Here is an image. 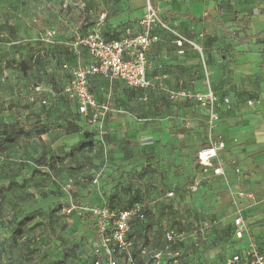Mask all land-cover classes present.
<instances>
[{
	"label": "rangeland",
	"instance_id": "rangeland-1",
	"mask_svg": "<svg viewBox=\"0 0 264 264\" xmlns=\"http://www.w3.org/2000/svg\"><path fill=\"white\" fill-rule=\"evenodd\" d=\"M208 1L149 3L158 20L170 11L179 21L178 16L198 13L196 5L204 7ZM212 1L221 4L226 0ZM144 14L145 6L143 11H130L128 0H0V127L10 126L11 135L21 132L12 143L0 135V218H5L1 229L9 240L17 220L32 218L24 226L23 236L16 239L18 252L11 254L9 264L80 263L83 254L77 257L76 253L85 244L84 235H91L93 244L97 241L90 224L82 220L86 214L81 208L104 203L114 193L121 206L132 202L141 205L145 212L143 229L138 231L139 247L150 241L152 249L168 248L178 253L168 264L223 263L233 228L230 221L221 217L224 200L218 191L219 179L201 175L198 180L205 195L196 199L190 191L195 178L193 170L198 172L192 162L193 153L167 163L155 160L150 153L147 161L140 164L129 159L131 149L138 148V144L121 140L117 143L114 127L107 130L99 126L101 121L114 119L123 126L153 125L157 130L163 121L178 119L180 105L156 93L128 88L119 81L93 78L90 81L93 80L94 97L101 104L107 103L108 111L88 125L76 114L63 90L66 76L61 64L82 65L85 59L82 51L79 55L70 51L75 36L98 34L115 38L137 33ZM152 28L165 32L157 22ZM48 31L53 34L46 38ZM193 48L201 60L204 48ZM183 108L191 109L188 105ZM73 122L82 132L92 133L93 138L84 137L82 132L67 134L66 127ZM127 130L124 128L125 134ZM203 140L206 141L205 134L189 133L186 148ZM87 143L90 146L82 148ZM41 156L48 159L46 166H40ZM169 166L171 170L166 171ZM181 167L189 174L181 180L179 189L175 178ZM95 178L97 184L93 183ZM169 192L174 194L167 198ZM70 205L77 207V216L66 212ZM168 228L176 234L170 245L164 238ZM132 262L137 264L139 258L133 256Z\"/></svg>",
	"mask_w": 264,
	"mask_h": 264
},
{
	"label": "crops",
	"instance_id": "crops-1",
	"mask_svg": "<svg viewBox=\"0 0 264 264\" xmlns=\"http://www.w3.org/2000/svg\"><path fill=\"white\" fill-rule=\"evenodd\" d=\"M146 4L147 0H128L129 10L133 12L143 11ZM195 10L199 12L178 16L179 21L170 11L163 13L160 21L166 27L165 32L153 30L159 36V41L152 44L146 53L149 65L147 75L153 86L143 91L156 93L168 102L179 104L178 119L163 121L157 130L153 125L123 126L114 119L112 122L101 121L99 126L107 130L114 127L118 132L116 141L139 146L151 144L149 148L141 149L138 146L131 149L129 159L137 163L146 162V155L150 153H153L155 160H163V163L173 161V158L180 160L191 153L195 160L197 152L207 144L205 112L195 103L171 101L167 97L169 91L178 89L205 91L204 62L212 91L219 100L229 101L219 109L220 125L216 131L225 144L224 150L219 153L224 176L214 177L211 171L205 175L197 167V173L193 170L195 178L192 183L197 184V191L191 192V196L201 199L205 195V189L198 180L201 175L221 182V189L218 190L224 200L221 217L230 221L233 228V236L226 245L224 264L231 255L246 249L250 242L264 253V0H226L221 4L209 0L204 7L196 5ZM176 35L204 48L202 62L189 43L183 42L181 47L177 46ZM87 62L85 56L83 64ZM92 81L89 83L91 89ZM248 101H252L253 105H247ZM187 105L191 109L183 108ZM124 128L129 130L128 134H125ZM187 128L189 130L184 131ZM189 133L205 134L206 141H199V148L197 145L186 148ZM169 169L170 166L166 171ZM235 169L239 172L235 173ZM188 174L186 168L178 169L175 178L177 188H182L181 180ZM239 192L252 194V198L238 197L236 194ZM173 194L169 192L166 196L170 198ZM236 207L241 210L248 228L241 240L234 236ZM0 221L5 222V218H0ZM146 237L149 238V232ZM146 243L147 249L155 250L150 247L153 243ZM7 255L0 253V264H9Z\"/></svg>",
	"mask_w": 264,
	"mask_h": 264
},
{
	"label": "built area",
	"instance_id": "built-area-1",
	"mask_svg": "<svg viewBox=\"0 0 264 264\" xmlns=\"http://www.w3.org/2000/svg\"><path fill=\"white\" fill-rule=\"evenodd\" d=\"M147 0L145 14L140 21L141 31L135 34H128L119 39L107 40L98 34L77 35L71 41L69 48L74 54L79 55L84 50L88 57L87 64H76L70 66L62 65V69L69 75V79L64 86V92L70 100L76 103V109L81 117H84L88 125H93L108 111L106 103H99L90 92L89 83L94 77H99L108 81H121L128 88L134 90H147L152 88V82L148 78V62L146 53L148 48L159 41V36L153 32L152 25L156 22L166 28L160 20L156 18V12ZM53 33L47 32L46 38ZM177 46L181 47L183 42L189 43L192 47L201 51L194 42H189L176 35ZM203 59V57H202ZM205 76V91H195L190 89H178L168 92V99L171 101L184 100L195 103L205 112L207 125V144L196 154V164L202 174L212 172L214 177H223L224 171L219 162V153L225 148L224 142L216 135L219 128L220 113L222 104H228L227 99L219 100L210 87L208 73L202 63ZM37 88L36 90H38ZM247 105H253L248 101ZM239 170L235 169V173ZM98 178L93 180L97 184ZM192 193L197 191V184L190 186ZM231 193V192H230ZM232 194V193H231ZM238 197L252 198V194L239 192ZM77 207L70 205L66 212L69 214ZM89 213L95 222V233L97 241L92 245L95 254L103 256L101 260L94 264H117V255L126 254L127 261L131 263L130 249L131 243L127 240L130 231V223L133 220H143L145 212L142 206L137 204L126 211L110 210L104 205L81 208ZM234 236L241 240L246 230L241 210L236 207L234 211ZM176 237L172 229L164 233L167 244H172ZM142 254H145L143 251ZM178 253L171 252L168 248L151 253L150 259L142 264H163L164 258H176ZM132 264V263H131ZM224 264H264V253L250 242L248 247L239 253L231 255Z\"/></svg>",
	"mask_w": 264,
	"mask_h": 264
},
{
	"label": "trees",
	"instance_id": "trees-1",
	"mask_svg": "<svg viewBox=\"0 0 264 264\" xmlns=\"http://www.w3.org/2000/svg\"><path fill=\"white\" fill-rule=\"evenodd\" d=\"M133 34H135V33H133ZM121 37H123V36L115 37V38H106V37H103V38H105L107 40H111V39H119ZM82 52L87 57L86 52L84 50H82ZM63 64H67V63H62L61 64V68H62ZM67 65H69V64H67ZM72 66H74V65H72ZM62 72L66 76V77H64V79L62 81L63 85L65 86V84L67 83V80L69 79V75L63 69H62ZM95 78L101 79L99 77H94V79ZM63 85H62V87H63ZM89 90L93 94L92 89L90 88ZM93 96H94V94H93ZM69 101L74 106L76 114L78 116H80L78 114V112H77V109H76V103L73 100H70V99H69ZM82 118L86 122L85 118L84 117H82ZM10 128L11 127L8 126L7 124H3L0 127V135H2L4 137V141L7 142V143H12L16 137L21 135L20 131H17L15 133L12 132V135H11ZM66 132H67V134H76V133H81L82 131H81V127L77 124V122H73V124H68L67 125ZM82 135L84 137H87V138H93V134L92 133L82 132ZM88 146H90L89 143H87L86 145L82 146V148H85V147H88ZM39 160H40V163H39L40 166H46L47 163H48V159L46 158V156L45 157L41 156L39 158ZM49 161H51V159ZM193 162H197L196 158H195V160H193ZM5 188L9 189L8 186L5 187ZM6 189H3V191H6ZM98 205H104V206L108 207L110 210H114V211L115 210L116 211H126V210L131 209L134 206L132 204V202H129L127 206H121L120 198H119V196L116 193L108 196V198L106 199V202L100 203ZM84 213L86 214V217L85 218L83 217L82 220L87 221L85 223L86 225L90 224V226L92 227V234L94 232V236H96V233H95V222H94L93 218L91 217V215L89 213H87V212H84ZM69 214H70V216H73V215L77 216L75 210L72 211ZM2 218H4V217H2ZM79 219H80V217H79ZM7 220L9 221V218ZM31 220H32V218L28 217V216H24L21 219L17 220L16 225L14 226V229L11 232L9 240H8V238H6V235H5V232L3 231V229H1L3 227V225H5V224H4V222L0 221V253H8V255H7L8 256V260H10L11 254L15 250H17V252H18V248L15 247L16 239L23 236V234H24V231H23L24 226L27 223H29ZM84 221H82L81 224H84ZM143 221H144V219L141 220V221L140 220H133L130 223V231L127 234V240L131 243V249H130L129 254H130V259H131V263L132 264H134L132 262L133 256H137L139 258V262L137 264H142L145 261L150 259V256H151L152 252L160 251V250H156V249L155 250L147 249V247H146L147 245L145 244L146 242H142L141 243L142 246H140V247L138 246V244L140 243L139 241H141L140 238H139V240L137 239L139 237L138 236V231H141L143 229L142 228V224H143L142 222ZM168 229H170V228H168ZM168 229H165V231L168 230ZM165 231H164V233H165ZM82 241L85 244L82 245V247L80 249V252L78 251L76 253V256L79 257L80 254H83V255L80 257L81 258V262L77 263V264H94L95 262H97L99 260H101V263H103L104 262V258L102 256V254H101V256L99 254H95L93 249H92V245H93L92 236L89 235L88 233H86L84 235V238H83ZM94 242H96V241H94ZM143 251L145 252V254H142ZM116 258H117V264H131V263H128V261H127L128 256L126 254L117 255ZM169 260H171V258H164L163 264H168ZM172 260H175V258H172Z\"/></svg>",
	"mask_w": 264,
	"mask_h": 264
}]
</instances>
